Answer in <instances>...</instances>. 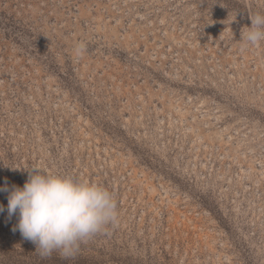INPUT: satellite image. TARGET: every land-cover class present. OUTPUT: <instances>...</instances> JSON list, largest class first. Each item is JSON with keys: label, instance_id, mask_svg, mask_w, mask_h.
<instances>
[{"label": "rangeland", "instance_id": "1", "mask_svg": "<svg viewBox=\"0 0 264 264\" xmlns=\"http://www.w3.org/2000/svg\"><path fill=\"white\" fill-rule=\"evenodd\" d=\"M257 13L264 0H0V187L70 175L119 214L64 258L5 210L0 264H264V42L240 40Z\"/></svg>", "mask_w": 264, "mask_h": 264}, {"label": "clouds", "instance_id": "2", "mask_svg": "<svg viewBox=\"0 0 264 264\" xmlns=\"http://www.w3.org/2000/svg\"><path fill=\"white\" fill-rule=\"evenodd\" d=\"M251 26L241 32L242 50L259 48L264 42V14L250 16ZM86 50L77 45V56ZM7 193V209L0 204V213L11 218L18 214L13 231L19 230L42 256L53 252L64 258L73 257L80 244L118 223L117 202L104 186L70 175H60L33 168L22 187L7 184L0 187Z\"/></svg>", "mask_w": 264, "mask_h": 264}]
</instances>
